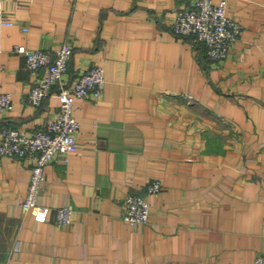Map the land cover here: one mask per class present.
Masks as SVG:
<instances>
[{
  "label": "crops",
  "instance_id": "0c3cea01",
  "mask_svg": "<svg viewBox=\"0 0 264 264\" xmlns=\"http://www.w3.org/2000/svg\"><path fill=\"white\" fill-rule=\"evenodd\" d=\"M193 2L3 0L0 91L12 107L0 128L41 127L59 106L58 85L29 102L35 77L16 44H69L64 82L101 64L105 83L75 99L77 150L45 166L46 220L21 208L32 159L0 157V264H252L264 252V0H226L242 31L218 60L171 31ZM128 194L146 197L147 222L122 219ZM61 206L69 223L55 221Z\"/></svg>",
  "mask_w": 264,
  "mask_h": 264
},
{
  "label": "built area",
  "instance_id": "2783aa9c",
  "mask_svg": "<svg viewBox=\"0 0 264 264\" xmlns=\"http://www.w3.org/2000/svg\"><path fill=\"white\" fill-rule=\"evenodd\" d=\"M2 3L3 0H0V11ZM170 27L174 34L192 35L203 42L207 55L216 60L228 54L242 31L241 23L227 15L226 0H194L192 5L176 11ZM14 49L24 54L26 67L35 77L28 92V100L32 105L39 107L45 96L58 85V110L45 125L32 130L9 125L0 128V157L32 159L29 184L21 208L30 212L37 221H44L49 208L38 204L37 198L45 166L53 160L66 163L69 155L77 150L76 134L80 123L73 114L75 99L100 96L105 83V68L101 64H94L80 73L71 84H67L64 78L72 53L69 44L64 43L54 51L29 48L23 44L14 45ZM11 107V94L0 91V112ZM161 189L162 181L159 178H154L147 186L148 193L154 195L159 194ZM149 207L144 195L128 194L123 201L122 219L132 224L145 223L149 219ZM71 219L70 206L56 208L57 223L66 224ZM252 264H264V252L258 254Z\"/></svg>",
  "mask_w": 264,
  "mask_h": 264
},
{
  "label": "water",
  "instance_id": "95a60500",
  "mask_svg": "<svg viewBox=\"0 0 264 264\" xmlns=\"http://www.w3.org/2000/svg\"><path fill=\"white\" fill-rule=\"evenodd\" d=\"M164 264H196V263H187V262H178V263H173V262H168Z\"/></svg>",
  "mask_w": 264,
  "mask_h": 264
},
{
  "label": "trees",
  "instance_id": "16d2710c",
  "mask_svg": "<svg viewBox=\"0 0 264 264\" xmlns=\"http://www.w3.org/2000/svg\"><path fill=\"white\" fill-rule=\"evenodd\" d=\"M203 43V42H202ZM204 44V43H203ZM205 45V44H204ZM206 46V45H205Z\"/></svg>",
  "mask_w": 264,
  "mask_h": 264
}]
</instances>
